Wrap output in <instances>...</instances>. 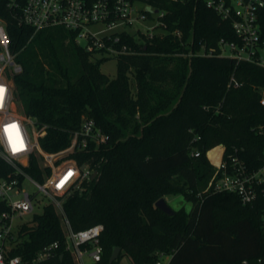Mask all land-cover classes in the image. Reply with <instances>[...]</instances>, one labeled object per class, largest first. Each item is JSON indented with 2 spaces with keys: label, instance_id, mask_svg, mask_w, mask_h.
<instances>
[{
  "label": "trees",
  "instance_id": "1",
  "mask_svg": "<svg viewBox=\"0 0 264 264\" xmlns=\"http://www.w3.org/2000/svg\"><path fill=\"white\" fill-rule=\"evenodd\" d=\"M144 1L164 11L163 30L125 34L135 52L119 55L110 77L101 70L109 57L77 44L75 32L35 31L19 21L12 0H0L9 48L23 68L14 75L17 107L45 126L41 146L66 148L85 115L109 137L72 154L98 173L64 198V211L74 230L104 225L103 258L95 264H120L123 255L156 264L161 253L172 255L169 264H264V201L244 204L237 193L206 190L215 172L206 152L216 145L226 147L225 158L237 150L250 167L263 161L264 67L219 49L208 54L220 39L239 36L206 0ZM232 77L240 85H229ZM27 170L40 176L36 155ZM178 194L190 210L168 214L155 205ZM54 241L60 247L41 264H73L62 216L47 203L20 225L10 255L27 262ZM115 247L121 251L110 262Z\"/></svg>",
  "mask_w": 264,
  "mask_h": 264
},
{
  "label": "built area",
  "instance_id": "2",
  "mask_svg": "<svg viewBox=\"0 0 264 264\" xmlns=\"http://www.w3.org/2000/svg\"><path fill=\"white\" fill-rule=\"evenodd\" d=\"M206 1L223 19L231 21L239 36L237 41L220 39L218 48H210L208 54L219 49L222 56L264 67V40L261 39L264 0ZM138 2L145 6H138ZM11 4L19 12L22 24L35 31L63 26L75 32L77 44L97 57L117 59L121 54L134 53L133 46L122 40L125 34L152 37L164 27L161 19L164 11L157 10L144 0H12ZM157 14L160 18V23L155 26L158 27L157 32L149 33L140 28L131 32L128 29V26ZM9 41L5 23L0 20V88L4 89L0 93V264H41L54 256L60 247L59 241L46 244L27 262L20 255H10L12 241L20 225L27 221L23 216L36 213L40 196L46 199L44 205L54 203L62 216L65 248L73 264H95L103 258L100 239L104 225L97 223L74 230L64 211L63 201L98 173L88 164H80L72 154L85 150L91 143L98 147L109 137L93 118L85 115L66 148L46 151L40 143V138L46 133L45 126L40 127L35 117L25 115L17 107L14 75L23 68L15 60ZM229 85L238 86L240 83L232 77ZM261 102L264 104V91ZM220 145L219 162L209 156L213 148L206 152L215 167L206 190L237 193L244 204H251L259 198L264 201V158L259 166L250 167L237 150L225 158L226 147ZM192 154L197 157L201 151L195 149ZM33 155L39 158V177L27 170ZM29 184L35 185L36 189L29 188ZM261 219L264 225V205ZM171 257V254L161 253L156 264H169Z\"/></svg>",
  "mask_w": 264,
  "mask_h": 264
},
{
  "label": "rangeland",
  "instance_id": "3",
  "mask_svg": "<svg viewBox=\"0 0 264 264\" xmlns=\"http://www.w3.org/2000/svg\"><path fill=\"white\" fill-rule=\"evenodd\" d=\"M138 6H145L143 3L138 2L137 3ZM150 9V7H148ZM159 16V14H157L155 17H150L148 18L146 21H143L141 23H135L132 26H128V29L131 32H135L138 28L142 29L143 31H148L150 32H157L158 31V27H155L157 24L160 23V18L157 17ZM101 70L102 72H104L105 74L109 75L110 77H114L116 76L117 73V59L116 58H109L107 61H105L104 63H102L101 65ZM30 132H31V128H29ZM217 147H222L221 145H216L215 147H213V149L217 148ZM219 155H220V151H219ZM29 188L31 189H36L35 185L29 184ZM40 200L39 202L36 204L35 207V212H41L44 203L46 202V199H42V197H39ZM166 201L168 202V204L175 210L180 209L181 207H185L187 210H190L192 207V203L188 202L182 195H167L165 197ZM24 220H29L32 218V214H26L25 216H23ZM120 264H133V262L131 261V259L129 258L128 255H123L120 258Z\"/></svg>",
  "mask_w": 264,
  "mask_h": 264
},
{
  "label": "water",
  "instance_id": "4",
  "mask_svg": "<svg viewBox=\"0 0 264 264\" xmlns=\"http://www.w3.org/2000/svg\"><path fill=\"white\" fill-rule=\"evenodd\" d=\"M158 208L163 210L164 212L168 214H173L175 212V209H173L168 202L166 201L165 197L160 198L156 204ZM121 248L120 247H115L112 251L111 257H110V262H113L116 260L120 254Z\"/></svg>",
  "mask_w": 264,
  "mask_h": 264
},
{
  "label": "bare ground",
  "instance_id": "5",
  "mask_svg": "<svg viewBox=\"0 0 264 264\" xmlns=\"http://www.w3.org/2000/svg\"><path fill=\"white\" fill-rule=\"evenodd\" d=\"M222 147H217L213 150H211L209 152V156L215 161V162H219L220 159V155H219V151L221 152Z\"/></svg>",
  "mask_w": 264,
  "mask_h": 264
},
{
  "label": "snow or ice",
  "instance_id": "6",
  "mask_svg": "<svg viewBox=\"0 0 264 264\" xmlns=\"http://www.w3.org/2000/svg\"><path fill=\"white\" fill-rule=\"evenodd\" d=\"M4 91V89L3 88H0V93H2Z\"/></svg>",
  "mask_w": 264,
  "mask_h": 264
}]
</instances>
